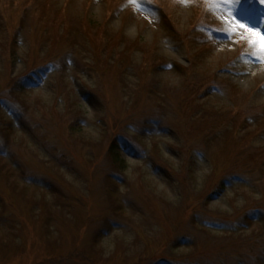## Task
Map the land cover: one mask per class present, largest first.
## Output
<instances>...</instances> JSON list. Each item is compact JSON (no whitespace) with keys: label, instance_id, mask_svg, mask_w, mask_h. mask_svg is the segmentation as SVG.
I'll list each match as a JSON object with an SVG mask.
<instances>
[{"label":"rangeland","instance_id":"374dc122","mask_svg":"<svg viewBox=\"0 0 264 264\" xmlns=\"http://www.w3.org/2000/svg\"><path fill=\"white\" fill-rule=\"evenodd\" d=\"M0 264H264V0H0Z\"/></svg>","mask_w":264,"mask_h":264},{"label":"trees","instance_id":"16d2710c","mask_svg":"<svg viewBox=\"0 0 264 264\" xmlns=\"http://www.w3.org/2000/svg\"><path fill=\"white\" fill-rule=\"evenodd\" d=\"M19 85L22 86V87L27 86V85H28V81H27V79H24V78L21 79V80L19 81ZM117 146H118L117 144L113 146L112 151H114V155H113V154H112V155H113V157H114L115 162H116L117 164H119L120 166L124 167V166L126 165L127 162H126V160L122 157V155H121L120 152H118V151L115 152Z\"/></svg>","mask_w":264,"mask_h":264}]
</instances>
